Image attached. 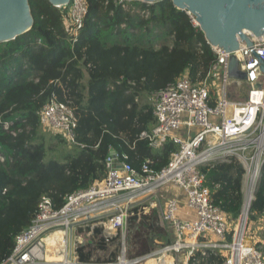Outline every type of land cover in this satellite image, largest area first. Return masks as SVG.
Instances as JSON below:
<instances>
[{
  "label": "trees",
  "instance_id": "obj_1",
  "mask_svg": "<svg viewBox=\"0 0 264 264\" xmlns=\"http://www.w3.org/2000/svg\"><path fill=\"white\" fill-rule=\"evenodd\" d=\"M86 2L84 24L73 45L64 30L66 9L49 0H27L30 29L0 43V121L12 122L8 130L0 125V146L7 157L0 165V263L11 253L14 236L30 224L40 197L49 195L59 207L66 194L102 179L109 148L125 154L135 169L146 159L155 172L166 166L177 149L171 141L152 150L137 139L156 123L152 106L142 100L182 74L192 82L203 78L212 59L203 32L171 0H132L127 10L114 0ZM52 94L73 109L76 141L83 149L56 154L64 144L62 135L47 140L37 134L39 111ZM201 171L212 203L236 221L244 197L240 164L230 160ZM152 213L154 222L144 216L135 226L131 244L138 242V256L165 241ZM248 214L252 220L264 215V165ZM99 242L97 247L104 249L103 238ZM222 260L220 253L208 252L200 264Z\"/></svg>",
  "mask_w": 264,
  "mask_h": 264
},
{
  "label": "built area",
  "instance_id": "obj_2",
  "mask_svg": "<svg viewBox=\"0 0 264 264\" xmlns=\"http://www.w3.org/2000/svg\"><path fill=\"white\" fill-rule=\"evenodd\" d=\"M131 2L114 0L125 10ZM54 7L66 9L64 30L73 45L84 24L87 2L70 0ZM242 34L251 46L237 36L238 49L226 53L205 38L212 59L204 77L197 76L192 82L185 73L149 95L156 123L137 139L152 150L171 141L177 149L166 166L155 172L146 159L135 169L125 154L109 148L102 179L66 194L59 207L49 195L40 197L30 224L14 236L11 253L0 264H147L151 259L161 264L165 255L177 264L179 254L182 264H200L208 252L220 253L221 264H264V247L246 238L248 211L264 165V35L246 30ZM230 57L235 59L237 71L244 73L243 79L229 75ZM39 124L62 135L64 144L85 147L76 141L73 109L54 94L39 111ZM0 125L4 130L10 127L7 122L0 121ZM6 159L0 146V165ZM230 160L244 170L243 204L233 230L226 214L212 203L201 171ZM166 191L172 193L164 200L155 224L169 233V243L145 255L129 256L126 213L120 211L105 219L99 213L106 208L113 211L124 194L143 193L155 201ZM184 196L185 211L181 208ZM96 229L101 230L98 235ZM115 236L118 252L99 258L100 239L107 246Z\"/></svg>",
  "mask_w": 264,
  "mask_h": 264
},
{
  "label": "water",
  "instance_id": "obj_3",
  "mask_svg": "<svg viewBox=\"0 0 264 264\" xmlns=\"http://www.w3.org/2000/svg\"><path fill=\"white\" fill-rule=\"evenodd\" d=\"M69 0H49L53 6ZM152 4L159 0H138ZM172 3L194 17L205 38L223 47L225 53L238 49L237 36L251 46L242 34L251 31L255 36L264 35V0H171ZM32 19L27 0H0V43L14 40L30 29ZM229 75L239 79L244 73L237 71V63L230 57ZM264 69V67H263Z\"/></svg>",
  "mask_w": 264,
  "mask_h": 264
},
{
  "label": "rangeland",
  "instance_id": "obj_4",
  "mask_svg": "<svg viewBox=\"0 0 264 264\" xmlns=\"http://www.w3.org/2000/svg\"><path fill=\"white\" fill-rule=\"evenodd\" d=\"M142 103L152 105V103L149 99V96L146 99L144 98L142 100ZM47 132H48L47 135H50L49 133L51 132V130H48ZM47 135H46V137L49 138V136H47ZM56 149H58L55 152L56 154H60L65 150L64 146L58 147ZM169 195H170L169 191L161 192L160 196L154 201V199H152L149 195L143 194V193L124 194L120 197V201H119L120 204H118L116 206V208L114 207L113 211L109 208H106L107 211H103L102 213H99L98 216H103V219H105V218L109 217L110 215H112L113 213L118 214L120 211L125 212L127 215L126 216V222H125L126 223V230H127V234L125 236V244H126V248H127V254L129 256L137 255L139 252L138 242H134V244H131V239H132V236L135 232V226H137L140 222H142V220L144 219V216L146 217V220H145L146 222L149 220V218L151 220V216H152V220L154 222L155 219L153 217L154 215H153L152 211H154V213L158 217V215L161 213L164 200ZM153 202H155V205L152 208ZM181 202H182L181 208L183 211H185V208H184L185 207V204H184L185 203V196L182 198ZM248 216H249V214H248ZM248 216H247V224H246V238L252 240L253 244L257 243L256 244L257 247L262 248V247H264V215H262L260 217H256L253 220ZM236 223H237V220L234 222H231L229 220L230 230L231 229L233 230ZM155 226H156V229L158 231H160V230L164 231V234L166 236H163V239L165 241H162L161 243L156 244L151 252L159 250L164 245L168 244L170 241V235L168 232H166L164 227H162L158 224ZM96 228L99 229L100 226L96 227ZM117 236H115L113 238V240L107 246H105L104 249H102V251L100 252L101 254H99V256H98L99 258L104 259L107 256H114V254H116L118 252ZM213 240H216V239L213 237ZM98 244H100V242ZM171 260H172V264H175L172 258H171ZM162 263H163V258H161V264ZM159 264H160V262H159ZM177 264H182V254H179V256L177 258Z\"/></svg>",
  "mask_w": 264,
  "mask_h": 264
},
{
  "label": "crops",
  "instance_id": "obj_5",
  "mask_svg": "<svg viewBox=\"0 0 264 264\" xmlns=\"http://www.w3.org/2000/svg\"><path fill=\"white\" fill-rule=\"evenodd\" d=\"M8 124L11 126L12 125V122H8ZM49 129H45L44 127H42L40 124L38 125V127H37V134L38 135H45V137H46V135H47V131H48ZM50 135H47V136H49V138L51 137V136H53V135H55V133L54 132H50L49 133ZM47 138V137H46ZM47 140H48V138H47ZM64 146V151H66V150H68V151H70L71 150V148L72 147H75V146H69V145H66V144H63V145H60V146H58V147H63ZM77 147V146H76ZM79 148V147H78ZM56 150H58V149H56ZM2 151H3V149H2ZM3 153H4V151H3ZM4 155H5V153H4ZM6 156V155H5ZM220 162H224V161H220ZM219 162V163H220ZM217 164V163H216ZM243 169V168H242ZM244 171V170H243ZM92 183V182H91ZM90 183V184H91ZM243 183H244V181H243ZM242 190H243V188H242ZM172 192H170V194H171ZM174 193H178V192H174ZM179 194V193H178ZM163 206V205H162ZM162 211V210H161Z\"/></svg>",
  "mask_w": 264,
  "mask_h": 264
},
{
  "label": "bare ground",
  "instance_id": "obj_6",
  "mask_svg": "<svg viewBox=\"0 0 264 264\" xmlns=\"http://www.w3.org/2000/svg\"><path fill=\"white\" fill-rule=\"evenodd\" d=\"M60 5H62V4H60ZM57 6H59V5H57ZM162 258H163V263L162 264H172L171 256L165 255V256H162ZM147 264H156V261L151 259V260H149L147 262Z\"/></svg>",
  "mask_w": 264,
  "mask_h": 264
},
{
  "label": "clouds",
  "instance_id": "obj_7",
  "mask_svg": "<svg viewBox=\"0 0 264 264\" xmlns=\"http://www.w3.org/2000/svg\"><path fill=\"white\" fill-rule=\"evenodd\" d=\"M70 1V0H69ZM189 15V14H188Z\"/></svg>",
  "mask_w": 264,
  "mask_h": 264
}]
</instances>
